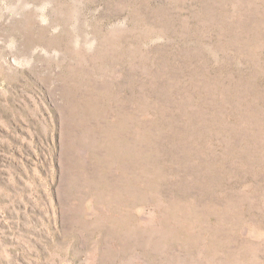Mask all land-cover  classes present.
<instances>
[{"label": "rangeland", "instance_id": "1", "mask_svg": "<svg viewBox=\"0 0 264 264\" xmlns=\"http://www.w3.org/2000/svg\"><path fill=\"white\" fill-rule=\"evenodd\" d=\"M0 264H264V0H0Z\"/></svg>", "mask_w": 264, "mask_h": 264}]
</instances>
